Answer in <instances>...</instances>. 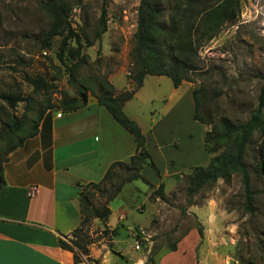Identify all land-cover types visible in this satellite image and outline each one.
<instances>
[{"label": "rangeland", "instance_id": "obj_1", "mask_svg": "<svg viewBox=\"0 0 264 264\" xmlns=\"http://www.w3.org/2000/svg\"><path fill=\"white\" fill-rule=\"evenodd\" d=\"M48 1L65 3L71 9L69 20L81 46L73 40L69 46L79 48L83 56L73 76L67 68L71 61L64 65L56 56L60 37H54L47 49L41 48L40 41L51 22L43 10ZM153 1L164 10L161 18L166 21L167 8L178 0ZM205 1L213 4L216 0ZM140 2L0 0V93L19 94L23 99L13 109L0 101V133L11 116L19 120L24 116V127L30 129L41 110L51 106L46 113L60 111L57 108L63 94L77 96L80 85L88 89L98 78L116 89L131 90L130 52ZM102 10L105 32L97 37ZM198 54L199 77L188 83L192 90L199 89L198 112L211 124L194 127L184 123L182 116L157 124L171 80L165 77L159 84L154 83V77L143 80L124 112L136 118L145 131L146 148L155 169L144 166L141 175L150 185L139 180L122 183L129 173L117 167L110 181L90 188L92 205L98 207L121 184L120 191L106 204L113 227L104 225L107 219L89 220L84 229L87 254L78 253L81 262L86 258L88 264H98L99 259L88 258L90 248L94 252L107 246L114 252L101 257L102 264H132L135 259L142 264H264V175L257 168L258 130L249 138L244 157L255 192L249 208L237 173L191 197L185 191L191 168L208 164L210 155L203 146L206 132H213L212 126L218 128L222 121L245 123L257 108L264 86V0H239L235 18L201 45ZM38 76L49 84L48 89L33 91L28 78ZM86 94L92 97L89 91ZM202 126L205 130L201 134ZM178 144L184 146L180 153ZM212 144L210 141L209 146ZM189 147L194 158L181 161L179 155ZM160 183L163 198L155 193Z\"/></svg>", "mask_w": 264, "mask_h": 264}, {"label": "trees", "instance_id": "obj_2", "mask_svg": "<svg viewBox=\"0 0 264 264\" xmlns=\"http://www.w3.org/2000/svg\"><path fill=\"white\" fill-rule=\"evenodd\" d=\"M239 8V0H216L208 4L205 0H178L167 8L169 17L166 21L161 16L164 10L159 9L153 0H141L138 7L136 30L134 33V46L130 52L132 65V80L134 87L131 90L115 91L110 82L98 78L95 86L88 89L80 85L77 96L63 94L58 103L62 113L80 109L87 104V91L97 104L103 107L112 119L133 138L135 143L134 154L128 162H113L110 164L102 179L97 183H88L84 192L79 197V211L81 219L74 229L72 237L66 241L58 239V246L73 254V264H82L79 254H87V242L84 239V229L89 220L96 218L105 221L109 216L106 204L120 191L121 184L117 185L112 193L105 199L103 205L93 206L91 202L90 188H98L110 181L115 175V168H123L129 174L123 178L122 183L141 181L146 185L149 182L141 175L144 166L155 169V165L146 149V138L135 121L123 112V105L129 101L134 93L141 87L146 76L168 77L174 87H178L183 81L194 82L199 77L201 60L198 49L201 45L211 40L226 22L233 20ZM44 12L51 22L48 30L41 39V48L47 49L54 37H60L56 56L60 63L66 65L70 60V76L83 62L80 50L70 47L69 41L73 40L77 47L81 46L79 35L71 27L69 20L70 7L61 2H45ZM100 29L97 37L105 32V11L99 19ZM33 91L48 89L49 84L40 76L28 78ZM199 89H193L191 98L194 106L193 120L201 125L211 124L199 112ZM0 101L5 102L9 108H15L16 104L23 101L19 94L0 93ZM28 102V99H26ZM52 107L47 106L37 114L30 129L25 128V117L20 120L11 116L5 125V130L0 133V189L4 186L3 165L8 154L21 147L25 140L33 138L38 132V127L44 118L46 111ZM212 130L206 132L203 138L204 150L210 155L205 167L191 168L187 179L186 195L191 197L206 187L214 185L217 180H228L234 173L239 174L245 202L247 207L253 203L255 192L251 187L250 174L245 162V151L249 138L254 130L259 132L257 144L258 171L264 175V86L258 98L257 108L253 111L249 120L245 123L231 125L220 122L218 128L212 126ZM213 144L209 146V142ZM163 184L160 183L155 193L163 198ZM264 191V188H263ZM111 249V248H110Z\"/></svg>", "mask_w": 264, "mask_h": 264}, {"label": "crops", "instance_id": "obj_3", "mask_svg": "<svg viewBox=\"0 0 264 264\" xmlns=\"http://www.w3.org/2000/svg\"><path fill=\"white\" fill-rule=\"evenodd\" d=\"M150 77L156 79L155 84L165 79V76ZM170 86L157 124H162L164 119L176 121L182 116L184 123L197 127L199 123L193 120L191 84L183 81L174 87L171 81ZM136 95L135 92L133 97ZM129 101L123 105V112ZM129 118L145 136L138 120ZM204 130L202 126L201 134ZM177 146L180 153L184 146ZM134 151L132 136L93 97H88L86 106L75 111L47 112L36 136L9 153L3 165L0 264H73L72 252L60 248L57 240L71 238L78 227L80 195L88 183L102 179L110 164L128 162ZM182 152L181 161L194 158L190 147ZM32 187L35 190L28 195ZM104 225L113 227L108 218ZM105 250L92 252L90 248L88 258L99 259L98 264H102L100 258L114 252L110 248ZM135 260L132 264H142ZM82 264H88L86 258Z\"/></svg>", "mask_w": 264, "mask_h": 264}, {"label": "built area", "instance_id": "obj_4", "mask_svg": "<svg viewBox=\"0 0 264 264\" xmlns=\"http://www.w3.org/2000/svg\"><path fill=\"white\" fill-rule=\"evenodd\" d=\"M35 190V187H32V188H30V190H29V192H28V195H31V194H33V191ZM122 218V216H119V219H121Z\"/></svg>", "mask_w": 264, "mask_h": 264}]
</instances>
